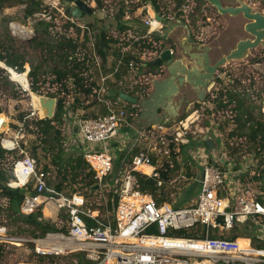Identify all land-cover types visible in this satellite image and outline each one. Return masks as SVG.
<instances>
[{
	"label": "built area",
	"instance_id": "built-area-1",
	"mask_svg": "<svg viewBox=\"0 0 264 264\" xmlns=\"http://www.w3.org/2000/svg\"><path fill=\"white\" fill-rule=\"evenodd\" d=\"M83 1L106 17L112 15V20L117 21L121 28L124 27L116 38L119 41L117 63L109 68L101 57L100 30L69 17L63 5L59 8L57 4L49 3L50 7L37 17L53 25L50 32L55 37L64 36L74 41L77 48L68 59L84 65L81 73L84 87L91 88L92 94L89 97L82 96L81 88L69 80L65 81L66 86L58 82L45 84L41 87V96L56 99L55 114L59 101H64L62 147L65 151L76 149L83 157L92 173L93 187L99 186L94 192L100 194L96 206L92 208L93 204L83 194L69 196L49 188V173L38 172L37 160L26 153L22 143L26 123L39 115L31 97L29 113L23 121L17 122L14 132L10 130V122L7 127L9 118L0 113V148L5 151L6 157L0 163V169L11 176L7 186L12 190L30 187L33 191L32 197L24 196L20 212L29 215L41 207L52 205L63 219L57 232L28 240L33 246V253L37 257L49 258L73 256V264H78L80 258L84 259V264H216V258L222 259L224 264H231L245 259L254 261L255 257L264 260V255H249L238 249L237 240L211 238V230L230 231L241 219L264 217V206L239 181V176L255 164V155L239 154L240 161H233L228 130L222 129L223 124L215 123L218 115H222L233 126L231 107L220 110L207 98L198 102V108L193 107L192 111H188L191 113L183 120L176 122L179 117L169 118L165 125L177 124L175 129L163 126L136 130L131 119L137 116L133 109L138 105L117 97V93H125L140 102L152 95L153 81L163 71V68L155 65L163 52L162 41L154 38L162 39L173 10L187 13L190 7L177 3L186 0H155L157 4L165 6L159 13L147 0H103V6L99 9L96 0ZM122 11L124 15L118 20ZM137 11H140L138 16ZM134 21L145 26L146 30L139 31L137 27L129 25ZM170 50L174 56V51ZM0 68L21 92L29 96L33 93L29 80L30 69L18 72L6 64ZM122 68L127 70V74L117 79ZM17 79H24L28 86L25 87ZM214 81L209 91V96L213 97L225 85L234 83L227 71L221 69ZM53 94L57 96H49ZM92 103L98 105L102 112L97 111L95 116L85 118L80 112L84 106ZM223 103L226 104V101ZM74 105L78 108L72 111ZM193 116H197V119L188 122ZM198 118L208 119L209 125L200 131L203 136H212L213 150L206 146H195L194 150L189 148L192 142L190 126ZM223 134H226V138ZM185 151L187 155L183 158ZM116 152L120 154L121 162L115 185L110 187L109 178L115 171ZM15 153H18L17 159ZM187 160L191 161L189 165L186 164ZM165 165L168 168H164ZM140 166L153 167L152 173L145 175L158 179L161 202L139 190L134 173H142L138 169ZM157 169L171 171L167 183L160 179ZM194 186L198 187L196 197L188 206L174 208L168 202L175 198L177 192L187 191ZM165 187L170 191H162ZM106 188L111 190V202L106 200ZM198 226L206 229L203 239L176 236L178 232H188ZM0 229L5 235L11 236L6 227L0 226Z\"/></svg>",
	"mask_w": 264,
	"mask_h": 264
},
{
	"label": "rangeland",
	"instance_id": "rangeland-1",
	"mask_svg": "<svg viewBox=\"0 0 264 264\" xmlns=\"http://www.w3.org/2000/svg\"><path fill=\"white\" fill-rule=\"evenodd\" d=\"M42 1L48 6V8L50 7L48 5L49 3L57 4V7L61 8L64 0H53L50 2H48V0ZM225 1L227 4L233 5L235 7L245 4L251 8L252 12L264 15V0ZM153 2L156 3L155 0H153ZM182 5L190 8L188 9L187 13L182 12L181 15H179L178 13L177 15H175V17L177 18V20L178 18H180V21H188L189 24L193 25L195 27L194 29L197 31L196 36H198L199 32H201L199 31L200 29L208 25L210 26L211 22L213 23V29L215 30H212L211 33L209 32L208 34H205L202 39L205 40V37L208 36L207 43L211 46V48L213 49V53H215L217 57L226 55L228 53V50L240 40H254V36L244 31V26L248 21L243 17L220 18V14H218L215 8L212 7L206 0H186L185 2H182L181 6ZM24 8L25 6L22 5L13 6V3H8L4 5L3 9L0 11V52L3 53L6 47H11L13 50L18 51V53L24 55L26 60L28 61V63H26L24 66V71H28V67L30 69L32 65L38 66L42 62L43 56L45 55V53H47L45 50L46 43L44 42H46V40L49 41L50 37H47L45 34L37 32L34 29V26L37 22L36 20H23ZM204 10L205 13L202 12ZM39 14L37 15L39 16ZM203 15H206V17ZM100 17L101 13L98 10H95L92 16L85 15L81 21L83 24H89L93 23L94 21H91V19L99 20ZM111 17L113 18L112 15H107V19L102 20V22L107 23L108 26H112L113 20L111 19ZM38 18L41 17H37V19ZM172 23H175V21L172 20L171 24ZM178 30L179 29H177V31ZM176 34L177 32H175L173 36H175ZM51 38H55V35L51 34ZM32 39L36 40L31 41ZM55 59L57 61V58ZM0 67L3 66L0 65ZM52 67H54V64L52 60H50L48 63H46V65L43 66L44 69H42V71L52 69ZM221 70L227 71L231 82L234 81L233 84H227L225 86L228 89H232L236 93H241L242 98L248 99V105L250 104L257 108L255 110L256 117L264 121V40L259 47L248 51L244 57L227 62L221 68ZM2 71V68H0V113H4L9 118V122L11 123L10 130L14 132L15 128L13 126L17 125L18 115L20 113H23L26 116L29 113L30 96L27 93L21 92L19 87L10 82L5 73ZM235 81L240 86L235 85ZM43 86L44 84H40V87ZM34 94L37 95V93ZM195 105L197 108L198 103H195ZM258 108H261V110H259ZM100 112H102V109L100 110ZM182 115H186V113ZM195 119H197V116L195 117ZM43 120L44 118L38 115L37 117L27 122L28 127L26 126L24 131L25 138L22 140L23 147L26 153L37 160L38 172L46 171L47 173H49V188H55L59 183L64 181L62 176L65 175L68 180L65 182L63 191L64 194L69 196H72L73 194H83L87 197L88 200H90L89 202L93 204V206L91 207L94 208L96 206V203L98 202L100 194L94 193L97 190L89 187V183L90 181H92V176L90 178L86 177V175L87 171L90 172V170L85 164L83 165L85 172L82 173V170H79L77 173L80 172V174L75 178V180H69L70 176H74V173L71 172L70 163H74V161L78 159V152L71 149H68L65 153L60 151V146H58L59 142H55L52 132L48 135H45L40 131L38 123ZM207 120V118H198L196 123L190 126L189 135L192 138V142L189 148H193L192 150L196 148V140L197 142L199 140L198 135L203 136L200 130L209 125ZM215 123L223 124L224 129L228 130L227 133L234 129V125L231 126L230 121L226 119V117L224 119L222 115H218ZM176 125L177 124H174L169 129H175ZM223 136H225L226 138V134H223ZM195 137H197V139H195ZM232 141H229L228 143ZM116 155L117 158L114 160L115 171L109 178L110 187H113L115 185V180L118 177V168L120 167L121 162L120 154L116 152ZM186 155L187 152L185 151L182 154V157L185 158ZM14 157L15 159H17L18 153H15ZM54 158H56V160H54ZM232 159L236 163L240 161V158L237 159L234 157ZM190 163L191 161L187 160L186 164L189 165ZM129 167L130 164L127 165V168ZM261 183H254L251 187V190L249 189L251 196H253L254 198L259 196L264 198V191L260 188L262 185ZM197 189L198 187L194 186L187 191L183 190L180 193L177 192L175 196L176 202H174L175 198H171L168 202L172 204L174 208H184L185 206H188L190 203L194 202ZM166 190L170 191L167 187L163 188L162 191ZM105 192L106 200L108 202H111V196L109 194L111 190L106 188ZM164 193L162 195H165ZM102 202L104 201L102 200ZM3 203L4 201L0 197V205ZM47 207L39 208L42 213V220L51 221L58 227L63 220L61 218V215H57L52 205ZM112 210L113 208L112 206H110V211L112 212ZM243 222L244 220L241 219V221L235 223L232 230L221 231H224L228 237H233L236 234H242L240 230L241 228L238 230L237 225H241ZM0 224L6 225V227L9 229V234L11 235L0 236V247L2 248V250L0 251V264H35L34 261H30V255L33 253V246L30 242H28V240L32 238L28 233L22 232V230L27 229V225L25 224L21 216L19 215L17 220H11L7 218L3 212H0ZM260 225H264V223H260ZM259 228L261 227L259 226L258 230ZM0 233H3L2 229H0ZM244 235L255 239L254 242L256 244H260L261 242L256 238L257 233H255V231H253L251 228H246L244 231ZM1 239L10 242H5ZM17 239L20 240L17 241ZM72 258L74 257H65L62 260L61 264H73ZM215 260L218 263H221L223 261L222 259L218 258H216ZM232 264H264V260L262 258L255 257L254 261L245 259L242 261H235Z\"/></svg>",
	"mask_w": 264,
	"mask_h": 264
},
{
	"label": "trees",
	"instance_id": "trees-1",
	"mask_svg": "<svg viewBox=\"0 0 264 264\" xmlns=\"http://www.w3.org/2000/svg\"><path fill=\"white\" fill-rule=\"evenodd\" d=\"M8 3H13V6H25L23 10V20H36V24L34 29L37 32H41L45 34L47 37H50V40L44 43L45 50L47 53L42 58V62L38 66L32 65L30 67L29 72V80L31 83L32 90L34 93L42 95L40 84H50L53 83H60L63 86H66L65 81L71 80L74 85L78 88H81L82 96L89 97L92 94L91 88L84 87V77L81 75L82 67L84 66L82 63H79L76 60L69 61L70 53L75 52L77 46L74 44L73 40L66 39L64 36H60L59 38L56 36L55 38H51L50 28L53 26L50 23L38 18L37 14L43 13L44 10L48 8V6L42 0H0V11L3 9L4 5ZM97 9L103 6V0H96ZM66 9V13L69 17H72L69 8L62 4ZM94 12V10L92 11ZM93 14V13H92ZM124 15L123 11L120 12L118 15V20L122 18ZM85 16V14H83ZM82 16V17H83ZM81 17V18H82ZM77 19V18H76ZM91 25H94L91 23ZM124 27L122 28V30ZM108 34L105 31H101L99 34L100 44H99V51L101 55L104 57L106 55V49L109 43V39L107 38ZM36 39H32L31 41H35ZM154 40L160 41V38L155 37ZM43 42V41H42ZM54 43V44H53ZM43 44V43H41ZM50 45V47H49ZM162 46V45H161ZM55 51V52H54ZM57 58V61L56 59ZM50 60H52L54 67L52 69L43 70V66L46 65ZM2 61V62H1ZM56 61V62H55ZM13 68L18 72H22L24 70V66L28 61L26 60L25 56L18 53V51L13 50L11 47H6L3 53L0 52V65L5 66L4 63ZM29 70V67L27 68ZM42 71V72H40ZM3 72V71H2ZM54 76V79L52 78ZM235 85L240 86L236 81ZM70 93H67V95ZM216 95V97L209 96L208 98L211 102L215 103L220 110H224L227 107H231V111L233 113L232 122L234 124V129L227 133L228 138L232 141V146L229 147L230 154L232 158L239 159V154L243 153H253L255 155V164L251 166L247 172L243 173L239 176V181L247 188L251 190V187L254 183H261V189L264 191V121L256 117L255 110L257 109L253 105H248L247 100L242 98L241 93H236L232 89H228L224 87L220 90ZM51 97H56L57 95H49ZM226 101V104L223 102ZM93 103L92 105H94ZM92 105H86L83 109H88V107ZM200 104H198V107ZM197 107V108H198ZM78 107L72 106L71 110L75 111ZM196 109V105H195ZM261 110V108H258ZM63 110H64V101H59L57 112L52 119H44L40 121L38 124L39 129L45 135H48L52 132L54 136L55 142H59L60 151L66 152L63 150L62 142V128L64 125V117H63ZM134 113L139 115L140 108L136 107L133 109ZM1 112V111H0ZM191 112H186V115H181L176 122L183 120L186 118ZM25 114L20 113L17 117L18 122L24 120ZM85 118H89V115H84ZM17 125L13 127L16 128ZM28 127V123H26ZM172 125L166 124L164 128H170ZM224 129V128H222ZM45 142V141H44ZM6 160L5 151L0 148V163ZM56 160V158H54ZM132 159H130L131 162ZM56 162V161H55ZM71 165V172L74 173V176H70L69 180L73 181L75 178L80 174L77 173L79 170L84 171L85 162L81 155H78V159L74 161V163H70ZM153 165H155V161H153ZM164 168H168L167 165ZM160 172V179L167 183L169 180V175L171 171L165 172L162 169H157ZM134 175L136 176L139 190L146 194L153 195L158 202H161L160 193L157 187V180L155 178L149 177L143 173L135 172ZM92 173L87 171L86 177L91 178ZM11 178L4 170L0 169V197L2 200L6 201L5 203L0 205V212H3L4 215L11 219L17 220L18 216L20 215L21 218L24 220L25 224L27 225V229L22 230V232H26L29 234L31 238H38L44 237L49 233H54L58 231L57 225L53 224L51 221H44L42 219V213L39 209L37 212L29 215H24L20 212L21 205L24 201V196L20 194L19 190H12L9 189L7 184L9 179ZM63 180L59 183L55 189L57 192H63L65 182L68 180L65 175L62 176ZM94 186V181H90L89 187L92 188ZM29 190L33 193L32 189L29 187ZM255 200L264 206V198L263 197H255ZM114 210H112L113 212ZM222 222V219L221 221ZM2 227H6V225L0 224ZM7 228V227H6ZM234 228V227H233ZM238 230L240 229V225H237ZM8 229V228H7ZM246 227L244 230L240 229L242 234H236L232 238H226L225 236L218 237L217 232L218 229L211 230V238H222L227 240H237L238 238H242L238 240V244L241 249H245L244 252L251 253L256 252L257 254H264V241H261L260 244H256L252 237L244 235ZM205 228L198 226L194 229L185 232H178L176 236L178 237H185V238H205ZM9 231V229H8ZM251 240L250 242L245 240ZM255 249V250H251ZM2 248L0 247V251ZM260 250V251H258ZM64 258H49V257H37L34 253L30 255V261L36 262L38 264H61ZM218 264H223L218 263ZM232 264V263H231Z\"/></svg>",
	"mask_w": 264,
	"mask_h": 264
},
{
	"label": "water",
	"instance_id": "water-1",
	"mask_svg": "<svg viewBox=\"0 0 264 264\" xmlns=\"http://www.w3.org/2000/svg\"><path fill=\"white\" fill-rule=\"evenodd\" d=\"M150 2V0H147ZM217 12L221 15L238 16L242 15L248 22L244 26L245 32L254 36V40L246 39L241 40L237 43L236 48L228 55L217 61L214 65L209 64L207 54H203V58L197 55H192L193 61L197 62L195 68L189 71V74L180 75L178 73L177 65H175L174 56L171 55V50H164L159 59L155 62L157 67L163 68L160 77L153 81V93L150 97L143 99L138 102L134 97L125 93H117V97L131 103L138 105L141 108L140 118L144 120H150L158 127L160 123L165 120V123L169 121V118H177L179 116L178 110L173 105V100L179 95L181 88L184 85H190L198 90V100L202 102L206 96L207 91H210L215 84L214 77L216 73L229 61L240 59L245 54L257 47H259L264 40V15L260 13L252 12L251 8L245 4L241 6H223L221 0H206ZM64 5L69 8L72 17L80 19L83 14L92 15V8L88 6L83 0H64ZM159 19V17L157 16ZM133 23H129L132 25ZM135 25V24H133ZM143 29H146L143 25H138ZM178 27L174 26L168 32L171 33L173 29ZM168 33V34H169ZM167 38V35L165 39ZM40 102L41 110L44 113L42 118L52 119L55 116L56 111V99L48 98L37 95ZM159 109H164L167 113L163 119L159 116ZM167 121V122H166ZM203 141L209 150L214 149L213 141L208 137L204 136ZM94 190H98L99 186L93 187ZM20 194L27 197H32L33 193L29 188L25 187L19 190ZM78 264H84V259L80 258Z\"/></svg>",
	"mask_w": 264,
	"mask_h": 264
},
{
	"label": "crops",
	"instance_id": "crops-1",
	"mask_svg": "<svg viewBox=\"0 0 264 264\" xmlns=\"http://www.w3.org/2000/svg\"><path fill=\"white\" fill-rule=\"evenodd\" d=\"M50 1H53V0H48V2H50ZM221 2L223 4V6H225V7L233 6V5L227 4L225 0H221ZM148 3H152V5L154 6V10L157 13L162 11V9L165 7V6L163 7V5L159 4V3H158L159 5H158L157 2L154 3V2L150 1ZM177 3L179 6L182 4L181 1H179ZM93 10L95 11L96 9H92V11ZM176 11L177 10H173V12L170 13V17H172V19L169 20L170 23L168 22L167 26L164 29L165 36L161 37L162 38L161 39V41H162L161 45L163 47V49H162L163 51L166 49H172L174 51V60L176 63L175 65H177V68L179 69L178 73L180 75L185 74L187 76L189 74V71H191L195 68V65L197 64V62H195V60L193 61L191 59L193 57L192 55H197V56L203 58V54H207V57L209 59V64L214 65L217 61H219L220 59H222L223 57L228 55L230 52H232L236 48L238 42H236L234 44V46L228 50V53L226 55H222L220 57H217V55L215 53H213V49L211 48V46L207 43L208 36L205 37V40L202 39L205 34H208L209 32L211 33L212 30H215V29H213V27H214L213 23L211 22L210 26L208 25V26L200 29L199 31H201V32H199L198 36H196L197 31L194 29L195 27L193 25L189 24L188 21H180V18H178V20H177L175 15H177L178 13ZM202 12L205 13V10ZM216 12H217V10H216ZM100 13H101V17L99 20L91 19V21L94 20L93 24H94L95 28H97L100 31H105L108 34L107 38L109 39V43H108L107 48H105L106 49V55L103 57L101 55L100 51H99V53H100L101 57L104 59V61L106 62V66L109 68H112L117 63L116 61L119 57V51L117 49V45L119 44V41L116 38L119 37V35L122 31V28L117 25V21H115V20L112 22V26H108L107 23H103L102 20L107 19V17L102 12H100ZM139 14H140V11H137L136 16H138ZM92 15H90V16H92ZM179 15H181V13H179ZM203 16L206 17V15H203ZM219 16H221L220 18H226V17H230V18H240L241 17L242 18L243 17L242 15L230 16V15H221V14ZM83 17L78 19V21L80 23H82L81 20L83 19ZM172 20H174L175 23L171 24ZM208 21H210V20H208ZM115 23L117 26L115 25ZM131 23L135 24V25L132 24L131 26L137 27L139 29V31L146 30V29H143L140 26H138L141 24L136 23V21L131 22ZM89 24H91V23H89ZM176 25H178V27H176V28L179 30L177 31V29L175 28V29H173V31L171 33H169L168 31L171 30ZM175 32H177V34L175 36H173V34ZM166 35H167V38L165 39ZM129 53L131 54L132 51H130ZM158 59H156V61ZM185 68H188L189 71H187ZM126 74H127V70L125 68H122L120 73L116 76V78L120 79L121 76H124ZM113 87H114V85H113ZM117 91H118V89H117ZM199 96L200 95L198 93V90H196L195 88H193L190 85H184V87L180 90L179 95L177 97H175L173 100V105L175 106V108L178 110V113H179L178 117H180L182 114H184L188 111H192L193 107L195 108V103L199 102V100H198ZM208 97H209V91H207L206 96H205L203 101L208 100L209 99ZM184 98L186 100H188V102L186 104L182 103ZM92 104H90V105H92ZM82 110L83 111H81L80 113H82L83 116L86 114V115H89L90 117H92V116H95L96 112L100 111L101 108L98 105L94 104V105L88 107V109H86V110L82 109ZM140 111H141V108H140ZM158 112H159V116L161 117V119H163V117L167 114L164 109H159ZM170 119H172V118H170ZM131 121H132L131 122L132 126L136 130H144L145 128H148V127L163 128V126L165 125L164 119L160 123V126L158 127V125H156L155 123H153L150 120L141 119L140 114L135 116V117H132ZM203 137L204 136L198 135L199 140H198V142L196 140L197 145H195V146L198 147V146H200V144H201V146H206L204 141H203ZM208 137L214 143V139L212 138V136L208 135ZM195 139H197V137H195ZM71 150H75L76 152H78L76 149L71 148ZM78 155H80L79 152H78ZM140 167H142V166H140ZM143 167L150 170V173H148V175H150L152 173V168H153L152 166H143ZM144 174H146V173H144ZM230 187L232 188L233 185ZM242 220H244V222L241 225L239 224L240 228L242 230H244L245 227L251 228L253 231H255V233H257L256 238L261 240V241H264V229H263L264 225H260V223L261 224L264 223V218L254 216V217H248V218H245ZM259 226L261 228H259V230H258ZM262 226H263V228H262ZM217 235H218V237L225 236L226 238H232V237H228L226 235V233L224 231H221V230H218ZM239 239H242V238H238L237 241ZM245 240L249 241L250 247H252L251 246V240H249V239H245ZM251 250H255V249H251ZM247 254L253 255V254H257V253L251 252V253H247Z\"/></svg>",
	"mask_w": 264,
	"mask_h": 264
},
{
	"label": "bare ground",
	"instance_id": "bare-ground-1",
	"mask_svg": "<svg viewBox=\"0 0 264 264\" xmlns=\"http://www.w3.org/2000/svg\"><path fill=\"white\" fill-rule=\"evenodd\" d=\"M20 26V25H19ZM2 62V61H1ZM5 65V64H4ZM19 82H21L23 85H25V87H27L28 85L25 83L26 81L23 79V80H19V79H17ZM30 97H31V100H32V102H33V105H34V107L38 110V113H39V116H41V117H43L44 116V113H43V111L41 110V107H40V102H39V98L37 97V95H35V94H33V93H31L30 94ZM195 118V116H193V117H191L189 120H188V122H190L191 120H193ZM8 123H9V121L7 122V127H8ZM6 127V128H7ZM141 172H143V173H146V174H148V173H150V170L149 169H147V168H145V167H140V168H138ZM0 236H5V234H4V232L3 233H0ZM237 247H238V249H241L240 248V246H239V244H237ZM242 251H244L245 249H241ZM258 251H260V250H258ZM264 251V250H263ZM261 252V251H260ZM253 255H255V256H259V255H264V254H253Z\"/></svg>",
	"mask_w": 264,
	"mask_h": 264
},
{
	"label": "flooded vegetation",
	"instance_id": "flooded-vegetation-1",
	"mask_svg": "<svg viewBox=\"0 0 264 264\" xmlns=\"http://www.w3.org/2000/svg\"><path fill=\"white\" fill-rule=\"evenodd\" d=\"M214 79H215V77H214ZM181 89H182V88H181ZM187 102H188V100H186V99L184 98L182 103H183V104H184V103L186 104Z\"/></svg>",
	"mask_w": 264,
	"mask_h": 264
}]
</instances>
